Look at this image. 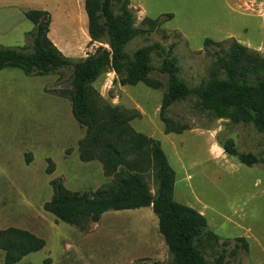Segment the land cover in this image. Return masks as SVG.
I'll list each match as a JSON object with an SVG mask.
<instances>
[{"label": "rangeland", "instance_id": "374dc122", "mask_svg": "<svg viewBox=\"0 0 264 264\" xmlns=\"http://www.w3.org/2000/svg\"><path fill=\"white\" fill-rule=\"evenodd\" d=\"M119 6L112 0V13L119 14ZM130 7L136 28L143 26L144 17L172 15L157 30L134 35L122 44V50L132 59L142 45L159 42L165 54L168 45L174 44L171 56L179 67L177 79L193 92L173 102L165 116L186 128L181 133L164 132L159 108L167 74L160 70L162 55L156 50L149 54V78L160 86L121 85L107 66L92 83L97 106L142 111L130 124L160 142L174 170L173 199L200 211L206 217V230L218 236L216 242L205 239L199 244L208 264H219L221 254L220 264H264V135L252 122L237 123L200 109L195 92L217 68L219 47H203L204 38L218 41L232 36L264 56V0H132ZM27 9L50 12L48 36L74 61L98 48L110 50L106 34L90 39L84 0H0L1 46H25V51L32 52L33 24L24 16ZM227 39L221 40L224 48ZM70 80V68L46 75L0 69V229L19 227L45 241L41 249L15 264L170 262L172 255L150 206L108 210L83 227L56 220L44 210L43 203L53 192L52 179L59 178L67 189L81 192L94 191L111 178L105 176L100 161L79 158L78 143L85 128L72 116L69 99L60 95L61 89L70 87ZM227 139L259 161L247 165L225 153L218 144ZM49 160L54 167L47 174ZM141 177L156 195L153 169ZM238 237L245 239L246 246ZM3 256L0 251V264Z\"/></svg>", "mask_w": 264, "mask_h": 264}, {"label": "trees", "instance_id": "16d2710c", "mask_svg": "<svg viewBox=\"0 0 264 264\" xmlns=\"http://www.w3.org/2000/svg\"><path fill=\"white\" fill-rule=\"evenodd\" d=\"M112 0H84L87 16V32L91 40L108 36L110 50L98 48L96 52L74 61L64 55L48 36L50 12L45 9H27L24 16L32 22V52L25 46L0 45V69L18 68L26 75H46L62 68L71 69L70 87L60 91L71 105V113L77 123L85 128V136L79 140L78 155L81 161L98 160L109 181L94 191L67 189L59 178L52 179V195L43 203L44 210L56 220L83 227L88 221L97 222L105 211L150 206L158 218L159 232L164 238L172 260L156 264H208L199 247L200 242L218 240V236L206 230V217L195 208L175 201L174 170L160 142L137 131L130 121L140 112L118 105L97 106L98 94L92 83L107 66L118 75L121 85L143 82L156 88L159 83L149 78L152 69L149 54L156 50L162 55L160 70L167 74V86L159 108L164 132L181 133L186 126L169 120L166 109L176 100L185 99L193 90L177 79L179 67L171 56L174 44L168 45L163 54L159 42L142 45L128 59L122 50L134 35L157 30L163 22L172 18L163 14L156 18L144 17L142 27L133 26L130 0H116L120 12L110 9ZM223 41L204 38L203 47L216 45L217 68L211 70L205 85L195 92L197 106L209 110L219 118L233 122H252L264 135V56L234 38ZM225 153L236 157L241 163L256 164L259 159L252 153L240 152L231 139L220 141ZM28 162V156L25 157ZM51 160L45 169L51 173ZM153 169L157 181L156 195H152L142 174ZM246 246L243 237H238ZM224 240L222 243H226ZM45 245L43 238L29 230L15 226L0 229V251L4 253L2 264H15L26 254ZM223 255H220L221 263ZM46 264L47 260L44 261Z\"/></svg>", "mask_w": 264, "mask_h": 264}, {"label": "crops", "instance_id": "0c3cea01", "mask_svg": "<svg viewBox=\"0 0 264 264\" xmlns=\"http://www.w3.org/2000/svg\"><path fill=\"white\" fill-rule=\"evenodd\" d=\"M130 2H132V0H130ZM241 3V2H240ZM241 6V5H240ZM134 8H139L140 9V7H135L134 6ZM242 8V7H241ZM52 16V15H51ZM232 36H227V37H224V38H222V39H225V38H231ZM232 38H234V37H232ZM221 39V40H222ZM235 39V38H234ZM221 40H218V41H221ZM215 41V40H214ZM238 41V40H237ZM238 42H240V41H238ZM240 43H242V44H244V42H240ZM245 46H248V47H251L250 45H248V44H244ZM10 68V67H9ZM141 114H142V111H139Z\"/></svg>", "mask_w": 264, "mask_h": 264}]
</instances>
